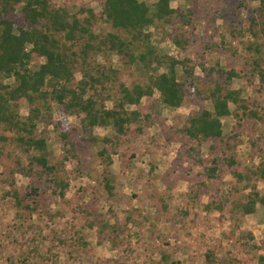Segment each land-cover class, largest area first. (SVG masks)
<instances>
[{
	"label": "rangeland",
	"instance_id": "obj_1",
	"mask_svg": "<svg viewBox=\"0 0 264 264\" xmlns=\"http://www.w3.org/2000/svg\"><path fill=\"white\" fill-rule=\"evenodd\" d=\"M102 1L51 3L72 13L92 9L95 31L111 32L101 17ZM141 1L152 6L156 0ZM261 2L171 0V7L182 11L186 19L175 18L163 27L156 21L146 29L159 56L187 60L193 67L195 90L188 88L181 108L165 106L158 92L138 107H127L151 119H141V133L136 130L138 124L131 126L117 148L107 145L113 159L109 171L115 177L112 196L102 178L105 164L98 156L100 147L81 141L80 120L75 116L65 124L75 131L70 132L69 141H63L55 129L62 119L53 106L37 122V134L47 140L50 162L60 169L69 188L61 198L44 179L36 210L18 207L11 193L25 196L31 178L18 169L20 163L29 165L30 155L12 140L3 141L9 135L0 127V264H260L264 207L257 204L254 214L243 215L234 205L246 202L255 185L264 194V183L253 175L264 159V122L242 115L224 117L222 141H194L182 131L191 115L212 109L205 100L207 93L216 83L225 84L229 69L240 74L231 88L241 90L250 109L264 117V86L253 77L254 62L259 57L264 60ZM8 17L28 25L21 7ZM172 31L185 42L184 50L172 42ZM250 44L260 45L261 54L251 50ZM44 61L31 67L38 70ZM96 62L119 71L114 91L119 84L145 86L152 74L141 64H121L113 54L98 56ZM177 71L183 78V67ZM163 72L166 68L157 73ZM81 80L78 68L73 86ZM93 94L90 90L88 97ZM104 102L108 109L115 104L112 99ZM230 109L235 112L236 106L230 104ZM29 112V106H21L20 115ZM93 135L102 141L113 137L114 131L97 127ZM214 160H218L217 175L211 179L208 168ZM230 160L236 164L230 166ZM234 173L247 175L250 181L241 185Z\"/></svg>",
	"mask_w": 264,
	"mask_h": 264
},
{
	"label": "trees",
	"instance_id": "obj_2",
	"mask_svg": "<svg viewBox=\"0 0 264 264\" xmlns=\"http://www.w3.org/2000/svg\"><path fill=\"white\" fill-rule=\"evenodd\" d=\"M171 0H156L152 6L141 0H103L101 17L113 31L96 32L94 10L81 9L72 13L67 8L52 5L51 0H0V127L9 136L3 141L12 140L25 153L30 155L27 167L19 164L18 172L31 178V183L22 197L17 191L11 195L18 207L34 212L39 205L40 188L44 179L53 184V194L61 198L69 188L68 182L60 176V169L50 162V151L47 140L37 134V122L43 119L45 112L55 106L60 113L55 129L63 141L71 138L68 118L75 116L80 120L79 136L81 141L100 147L98 156L104 166L103 182L110 194L115 188L114 176L109 168L113 159L107 145L117 148L121 139L126 137L133 125L141 133V114L129 111L127 107H138L144 98H151L155 92L160 94L162 103L173 109L181 108L185 102L188 88L195 90L193 84V67L187 60H177L169 56H159L152 45L151 35L145 34L147 28L156 21L172 24L175 18H185L179 9H173ZM261 34L264 38V0L261 2ZM21 7V12L28 22L21 26L8 17L9 13ZM87 13V15H86ZM172 42L184 50L185 42L175 34H170ZM249 48L261 54L260 45L250 44ZM116 55L121 64L138 67L143 65L145 71L151 72L149 83L145 86L134 84L127 87L119 84L114 91L119 71L96 62L98 56ZM45 60L35 70L34 62ZM253 77H258L264 86V60L259 57L255 62ZM183 67V78L179 79L177 67ZM81 68L82 80L77 87L73 86L76 72ZM166 68V72H157ZM214 71V69H210ZM225 84L216 83L208 91L206 101L212 109H203L188 118V126L183 133L194 141L223 140L222 118L234 115L247 116L255 122H264V117L250 109L249 100L242 97L241 90L231 88L234 78L240 74L229 69L225 71ZM112 84V85H111ZM93 95L88 97V93ZM115 101L108 109L104 101ZM230 104L236 106L232 112ZM30 108L28 116L20 115V108ZM150 116L144 120L149 121ZM97 127H112L113 137L102 141L93 135ZM77 131V130H76ZM195 153V149H191ZM199 156V151L196 152ZM202 160H197L201 164ZM230 166L236 161L230 160ZM208 168V176L217 175L218 160ZM38 167V168H36ZM253 175L264 183V159L253 171ZM239 184L250 181L247 175L234 173ZM246 202L235 203V209L243 215H251L257 204L264 207V194L257 186L247 195ZM249 239H253L249 235ZM211 262V257L208 256ZM264 264V257H260Z\"/></svg>",
	"mask_w": 264,
	"mask_h": 264
}]
</instances>
